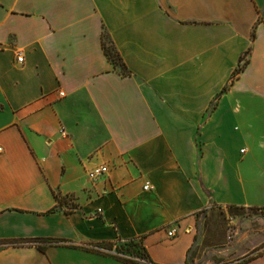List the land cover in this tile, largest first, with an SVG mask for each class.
Returning <instances> with one entry per match:
<instances>
[{
	"label": "crops",
	"instance_id": "0c3cea01",
	"mask_svg": "<svg viewBox=\"0 0 264 264\" xmlns=\"http://www.w3.org/2000/svg\"><path fill=\"white\" fill-rule=\"evenodd\" d=\"M0 146V264H187L199 212L264 207V0H0ZM38 237L73 246L2 244Z\"/></svg>",
	"mask_w": 264,
	"mask_h": 264
},
{
	"label": "rangeland",
	"instance_id": "374dc122",
	"mask_svg": "<svg viewBox=\"0 0 264 264\" xmlns=\"http://www.w3.org/2000/svg\"><path fill=\"white\" fill-rule=\"evenodd\" d=\"M107 47L121 65L108 36ZM188 264H240L264 252V207L212 205L197 214ZM140 264L147 258H138Z\"/></svg>",
	"mask_w": 264,
	"mask_h": 264
},
{
	"label": "trees",
	"instance_id": "16d2710c",
	"mask_svg": "<svg viewBox=\"0 0 264 264\" xmlns=\"http://www.w3.org/2000/svg\"><path fill=\"white\" fill-rule=\"evenodd\" d=\"M106 36L108 35L106 33H103V47L105 49V53L107 54L110 60H112L115 64L120 66L122 73L128 74L129 70L127 69L126 65L122 61L120 53L116 49L115 44L113 43L112 39L109 36L108 38L110 40L111 45L113 46V49H115L116 51L117 57L122 61L121 65L118 63V59L114 57V55L112 54V50L109 49V47H107L106 40H105ZM249 52H250V49L241 56L238 67L234 70L233 75L230 78V81L224 86V88L219 93L218 98H220L222 94L227 91L230 84L235 80V78L244 69L245 65L248 62L247 55L249 54ZM56 197L60 203H64L67 201L63 196H61L58 193H56ZM230 207H237V206H230ZM2 244L4 245L30 244V245L37 246L42 251H45L47 249V246L50 244H63V245L73 246V244H70L66 239L40 238V237L33 238L30 240L5 241V242H2ZM85 247L91 250H95L97 252L103 253V254L111 255L117 259L123 260L124 262L128 264H140V260H138L136 257L147 258V261L143 264H158V263H155L153 259L151 258L148 252V249L144 243L143 236L133 237L130 239H122L121 237H118V239L115 241L93 242V243L86 244Z\"/></svg>",
	"mask_w": 264,
	"mask_h": 264
},
{
	"label": "built area",
	"instance_id": "2783aa9c",
	"mask_svg": "<svg viewBox=\"0 0 264 264\" xmlns=\"http://www.w3.org/2000/svg\"><path fill=\"white\" fill-rule=\"evenodd\" d=\"M17 60L19 62H23L24 61V53L22 50H20L17 53ZM61 95H63L64 93L61 92ZM3 150V148L0 146V152ZM109 171V168L107 165H99L95 168H93L90 172H89V176L91 177V179L93 180H97L101 177H103L104 175H106ZM145 189H152L153 185L151 184V182L147 181L144 185ZM99 211H101V209H99ZM173 231H169V235H172Z\"/></svg>",
	"mask_w": 264,
	"mask_h": 264
}]
</instances>
